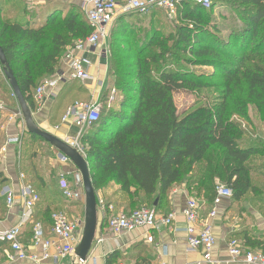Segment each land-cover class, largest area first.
<instances>
[{
    "label": "trees",
    "instance_id": "16d2710c",
    "mask_svg": "<svg viewBox=\"0 0 264 264\" xmlns=\"http://www.w3.org/2000/svg\"><path fill=\"white\" fill-rule=\"evenodd\" d=\"M214 1L209 9L182 1L171 20L152 18L147 28L138 29L137 38L131 36V18L156 17L161 10L146 16L120 14L116 20L109 40L108 77L120 94L113 102L103 95L100 118L80 143L97 197L111 184L119 186L132 205L125 213L148 203L159 212L175 186H184L193 199L203 195L210 203L218 182L232 190L235 202L248 195L264 197V169L259 174L251 164L264 159V141H251L244 124L252 123L250 107L264 116V0H228L238 15L229 28L213 15ZM40 11L46 18L33 25L38 10L22 0H0V46L31 111L39 108L36 89L56 74L66 50L92 33L79 6L53 5ZM216 80L223 91L218 101L178 112L176 93L207 91ZM88 96L76 81L61 87L52 106V123L59 125L68 109L87 102ZM27 137L19 165L24 176L27 171L36 174V156L29 151L35 139L44 142L31 133ZM30 184L38 193V184L45 195L50 188L56 192L40 176ZM56 212L50 206L44 209L46 225L33 214L23 242H30L39 223L49 235ZM234 239L264 253V241L256 237L246 233ZM117 259L118 253L109 256L108 264H117Z\"/></svg>",
    "mask_w": 264,
    "mask_h": 264
},
{
    "label": "crops",
    "instance_id": "0c3cea01",
    "mask_svg": "<svg viewBox=\"0 0 264 264\" xmlns=\"http://www.w3.org/2000/svg\"><path fill=\"white\" fill-rule=\"evenodd\" d=\"M22 1L26 3L29 9L38 10L39 15L33 21V25H41L44 22L46 14L40 13V10L46 7L48 10L53 5H59L67 9L71 5H75L82 8L85 14L89 8L88 0H49L46 2L41 0ZM116 1L120 6L124 3V0ZM5 9H8L7 6H5ZM106 44L107 43L101 48H98L90 56L93 62L91 74L94 76L95 80L86 84L78 82L84 90L89 92L88 101L100 100L109 81L108 60L100 56L102 50L107 49ZM60 91L61 88H58L56 94L58 95ZM55 99L56 98L49 97L45 106L40 108V110L44 108L43 111H46V115L42 116L40 113L36 114L35 117L39 118V129L65 142L75 140L80 130L73 123L63 124L61 122L59 125H54V123H52L51 113ZM6 116L7 113L0 118V231L10 229L19 224L24 212L23 202L19 196H17L14 206L8 208L5 196L3 195L4 192L13 190L18 195L23 183L32 185L30 184L29 178L19 171V147L21 145L10 144L7 148V152H2L7 146L8 140L16 136L15 131L11 127L12 122L10 123L11 118L14 119V116L10 115L9 122L5 120L4 123V119H7ZM47 144L45 141L44 143L38 141L34 144V147L50 150L56 155L54 160L49 161L48 164H44V166L46 165L45 168L43 167L45 173L46 171L48 173H43L44 175L40 173L39 176L40 178H44L45 183L49 187H54L59 195L55 194L56 192L51 188L48 189V195H45L41 184H38L37 187L41 201L38 207L36 206L34 214L37 219L42 220L44 209L50 206L52 210L66 213L71 218H81L83 220V226L80 235L83 240L87 216L86 200L73 204L66 202L62 196L59 185L61 176L66 175L68 179V176L74 174L77 167L75 168L73 166L74 163L70 159L67 161L63 160V157L66 156L63 155L60 150L57 152L55 148L46 146ZM40 145H43V147ZM40 155L43 156V154ZM47 166L51 169L49 170ZM36 168L39 172L37 164ZM79 174L80 173L75 174V179ZM259 174H262V172L259 171ZM22 176H24V180L21 179ZM54 177H56V181L53 180ZM189 198L191 197L185 191L184 186H175L169 196L168 205L166 208L159 210V213L164 216L174 213L175 226L160 227L158 230L151 231L136 230L123 236H117L108 229L107 221H105L103 214L98 210L95 238L85 261L79 259L78 249L72 256L65 260H61L57 263L48 261L43 264H108L109 256L117 253V264H196L202 260V252L189 253L187 251V234L183 231H178L184 227L183 211ZM98 199L103 200L106 205L114 206L119 212H127L132 208L129 197L115 184H111L109 187L99 192ZM196 201L200 206L198 227L203 228L206 225H210L216 241L212 251L213 259L219 262V264H244L241 260L233 262L229 254L228 243L231 238L237 236L241 237V234L246 233L249 237H256V239L264 241V197L260 199L253 195H248L240 202H235L234 200L224 201L214 218L211 217L214 208L213 203L208 202L203 195L196 197ZM28 230L29 224L24 228V239H26L29 234ZM48 232L50 235L51 231ZM7 253H9L8 246H0V264H34L31 262H11L7 258Z\"/></svg>",
    "mask_w": 264,
    "mask_h": 264
},
{
    "label": "built area",
    "instance_id": "2783aa9c",
    "mask_svg": "<svg viewBox=\"0 0 264 264\" xmlns=\"http://www.w3.org/2000/svg\"><path fill=\"white\" fill-rule=\"evenodd\" d=\"M49 1V0H41ZM195 2L203 8H211V0H124L120 6L116 0H88L89 8L86 11L87 20L92 27V33L85 39L77 41L69 47L60 60V67L56 74L44 80L34 93L37 106L42 108L51 98H56V90L71 82L86 84L95 80L91 74L93 62L91 54L101 48L109 37L111 25L118 15L139 14L146 16L152 10L158 9L168 13L170 18L176 15L181 2ZM100 56L108 60V50H102ZM116 100V91H112L110 102ZM102 104L100 100L77 102L66 112L62 123H73L79 130L75 140L66 141L82 156L85 155L80 139L83 133L100 118ZM6 111V105L0 99V118ZM10 144L21 145L19 137L10 138L3 153L7 152ZM63 160H69L63 157ZM24 180V176L21 177ZM63 198L69 202L85 201V192L82 176H76L74 185H71L66 175H62L59 181ZM1 194V192H0ZM8 208L15 204L17 196L23 202L24 212L22 219L16 226L0 231V243L9 248L7 258L11 262H31L43 264L48 261L59 262L73 255L76 248L81 244V218H70L66 213L53 214V226L51 234L46 235L43 225L36 224L33 228L32 238L27 244L23 242L24 228L31 221L36 206L40 203L39 193L28 184L23 183L18 195L13 190L3 194ZM232 190L220 183L216 186L211 217H216L220 206L224 201L231 200ZM98 210L107 221L108 229L117 236H123L136 230H158L160 227H171L175 223V214L164 216L154 209L142 208L130 213L119 212L112 205L98 199ZM184 227L178 231L187 234V251L189 253L202 252V260L196 264H219L212 257L215 246V238L210 225L199 228L200 206L195 199L189 198L183 211ZM175 226V225H174ZM229 254L233 262L241 260L244 264H264V253L258 249L246 248L241 240L234 239L228 243Z\"/></svg>",
    "mask_w": 264,
    "mask_h": 264
},
{
    "label": "rangeland",
    "instance_id": "374dc122",
    "mask_svg": "<svg viewBox=\"0 0 264 264\" xmlns=\"http://www.w3.org/2000/svg\"><path fill=\"white\" fill-rule=\"evenodd\" d=\"M223 1V2H222ZM222 2V3H221ZM214 11H213V15L217 18L218 22H220L221 24H224L223 26H225V28H229V26L231 24H233V21L238 18L236 12L232 9V4L231 2H229L228 0H217L214 1ZM118 15L115 18V20L113 21L112 25H111V31L109 34V37L107 39V50H108V59L110 57V38L112 35V31L113 28H115V26L117 25L116 20L117 18L120 16V11H118ZM156 17H152V16H146V17H137V16H133L131 19L133 20V22L135 23L134 26L130 27V30H132L131 36H133V38H137L139 36L138 33V29L142 28H147L150 24L151 19L153 18L154 20L159 19V18H163V20H165L167 22V20H171L172 18L169 17L168 13L164 12V11H160V12H156L155 13ZM223 34H227V31H223ZM224 36V35H223ZM108 69H109V63H108ZM200 69V68H199ZM196 69V70H199ZM202 70H207L210 71L213 69L210 68H202ZM109 81L107 83V87H105L106 89L103 91V95H106L108 97H110L112 95V91L115 90L114 89V81L111 77H108ZM221 83L220 80H216L213 81L212 86L209 88V90H204L203 92L200 93H188V92H179L176 93L174 95V101L176 104V107L178 109V112L180 114L182 113H188L189 111H191L193 108L199 106L200 104H204L207 101H218L220 99V97L222 96V88L220 87ZM118 94H120L119 92L116 93V98L118 97ZM102 95V97H103ZM101 97V99H102ZM0 99L1 101L6 105V112L7 119H4V123L5 120L6 122H9L10 120V115L14 116V119L11 118V127L12 129L15 131L16 136L15 137H19L20 139H22L23 143L22 145L19 147L20 148V153H21V149L23 151V146H24V142H26V139L28 138V129H27V125H26V120L25 117L20 109V106L16 100V98L13 95V92L10 88L9 82L7 81L4 72H3V68L0 65ZM44 109V108H43ZM40 110L38 108V110L36 108H34L31 112L33 115V120L35 123V126L37 128H39L38 125V119L36 116L37 113H40L42 116L46 115V111ZM42 112V113H41ZM40 115V117H41ZM249 115L251 118V125L244 123L247 129V134L250 137L249 139L251 141L257 142L260 140L264 141V116H257L255 114V110L250 107L249 108ZM46 117V116H45ZM9 124V123H8ZM4 126V125H3ZM36 141H39L37 139H35ZM44 143V142H43ZM47 144V143H46ZM41 147H43V145H40ZM50 148H55V150L57 152H59V149L55 146H51V145H46ZM32 151H29V154L32 152V154H34V156H36V158H34V163L36 161V164L38 165L39 168V172L36 171V174H31L30 171H27V177L29 178V181L34 179H37L39 174L41 173L42 175L47 174L48 172L46 171L45 173V166L44 164H48L49 161L54 160V158H56V155L52 153V151L50 150H43V148H39V147H34V149H31ZM40 154H43L40 155ZM42 156V157H41ZM55 156V157H54ZM27 157V156H26ZM86 157V156H85ZM252 164V168H254V171H263L264 169V159H256L254 161H251ZM73 166L76 168L77 166L75 164H73ZM256 166V167H255ZM41 167V168H40ZM44 167V168H43ZM47 168H49V170L51 169L50 167L47 166ZM43 171V172H42ZM44 173V174H43ZM80 173L77 169H75L74 174H70L68 176V179L71 183V185H74V179H75V174ZM259 173V172H258ZM48 177V176H47ZM53 180H57L56 177L53 178ZM222 185H225L222 182H218ZM217 183V184H218ZM193 199V198H192ZM196 200V199H195ZM86 203V201H85ZM150 204H144L142 206V208H150ZM140 208V209H142Z\"/></svg>",
    "mask_w": 264,
    "mask_h": 264
},
{
    "label": "water",
    "instance_id": "95a60500",
    "mask_svg": "<svg viewBox=\"0 0 264 264\" xmlns=\"http://www.w3.org/2000/svg\"><path fill=\"white\" fill-rule=\"evenodd\" d=\"M0 65L3 68L4 75L7 81L9 82L13 95L16 98L20 106V109L25 117L28 132L40 137L46 143L57 147L62 152L63 155L68 157L78 167V170L82 176L84 192H85V200L87 206L86 228H85V234L83 240L75 251L79 249L78 257L80 260L85 261L95 238L96 225H97V212H98V208H97L98 197L96 195V192L92 184L87 159L86 157L79 154L74 148H72L65 141L60 140L56 136L44 132L35 126L32 112L19 87L17 79L10 68L7 57L1 46H0Z\"/></svg>",
    "mask_w": 264,
    "mask_h": 264
}]
</instances>
